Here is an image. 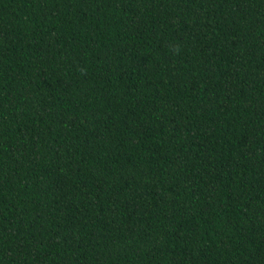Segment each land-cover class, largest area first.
Listing matches in <instances>:
<instances>
[{"label":"trees","instance_id":"obj_1","mask_svg":"<svg viewBox=\"0 0 264 264\" xmlns=\"http://www.w3.org/2000/svg\"><path fill=\"white\" fill-rule=\"evenodd\" d=\"M0 264H264V0H0Z\"/></svg>","mask_w":264,"mask_h":264}]
</instances>
